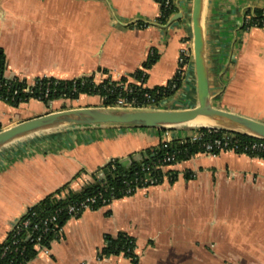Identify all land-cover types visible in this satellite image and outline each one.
Segmentation results:
<instances>
[{"label": "crops", "instance_id": "1", "mask_svg": "<svg viewBox=\"0 0 264 264\" xmlns=\"http://www.w3.org/2000/svg\"><path fill=\"white\" fill-rule=\"evenodd\" d=\"M182 17L161 23L157 0H0L4 76L119 80L138 69L144 87L167 85L192 44L193 0H172ZM205 31L214 105L264 122V27L243 28L248 9L264 0H205ZM154 62L144 67L152 56ZM129 82L138 83L129 76ZM193 63L161 108L197 104ZM103 106L98 95L0 99V130L50 111ZM186 128L76 126L30 135L0 148V243L25 211L69 183L80 190L112 158L126 159ZM167 169L177 172L98 209L68 219L59 239L28 264H134L121 253L98 258L107 234L136 240L137 264H264V157L223 150L199 152ZM186 173H192L190 178ZM102 176V174H100Z\"/></svg>", "mask_w": 264, "mask_h": 264}, {"label": "trees", "instance_id": "2", "mask_svg": "<svg viewBox=\"0 0 264 264\" xmlns=\"http://www.w3.org/2000/svg\"><path fill=\"white\" fill-rule=\"evenodd\" d=\"M157 1L161 5V14L158 20L161 23H166L173 12L176 11V7L173 2L167 6L166 0ZM242 27L245 29L264 27V7L248 9ZM154 60L155 56L153 55L144 63V67L150 66ZM4 69L5 59L4 55L0 53V99L15 106L28 101L30 98L48 102L58 98L76 99L81 94L98 95L102 99L103 106H113L121 94L128 101L135 100V106L137 107L160 108L163 99L171 96L181 88L185 73H178L165 86L147 88L143 86L147 78V74L143 69H138L119 80L108 77L101 83L95 81L94 75H88L73 79L39 77L34 84H29L26 80L17 78L9 79L4 76ZM129 76L141 83L129 82ZM173 85H175L174 88H172ZM125 86H127L126 89ZM46 88L50 90L48 95L44 93ZM186 129L189 131L194 130V128ZM200 131L204 134L197 140H192L187 135L174 137L169 142H161L153 148L142 151L140 158L135 157L133 154H130L126 159L112 158L93 173L92 180L82 189L72 190L69 188V183H66L46 195L25 211L14 223L5 240L0 243V264H28L39 252L35 247L38 237H40L39 243L49 248L53 240L60 238L62 233H59V228H63L68 219L82 214L72 216L68 212L70 202L97 195L98 201L92 205L91 209H98L110 204L115 199L131 195L137 189L150 185L149 181H145L147 178L149 180L154 178L155 184L162 183L165 177L173 182L177 178V172L173 169L166 170V167L187 160L199 152H205L204 143L222 138V133L228 130L200 128ZM228 132L232 137L226 150L238 146L236 152L241 153L245 146L257 141L255 137L243 133ZM213 152L218 154L221 150L214 148ZM248 154L255 156L258 154L264 157V152H250ZM167 157H171V160L167 161ZM192 176V173H186L187 178ZM52 217H55L54 221H50ZM46 220H48L47 231H45L44 225ZM36 225H38L37 228ZM31 238H33V241L30 240ZM135 247V238L127 233L107 234L105 245L98 254V258L123 253L130 257L134 264H137L138 257L135 253Z\"/></svg>", "mask_w": 264, "mask_h": 264}, {"label": "water", "instance_id": "3", "mask_svg": "<svg viewBox=\"0 0 264 264\" xmlns=\"http://www.w3.org/2000/svg\"><path fill=\"white\" fill-rule=\"evenodd\" d=\"M205 0H193L191 21L193 33V67L198 102L183 109L154 107L83 106L50 111L19 121L0 130V148L38 133L76 126L117 125L134 128L180 129L220 128L264 139V122L220 108L213 103L210 88L208 52L205 31ZM182 17L172 15L169 22ZM51 101H48L50 105ZM211 120L210 126L193 122Z\"/></svg>", "mask_w": 264, "mask_h": 264}, {"label": "built area", "instance_id": "4", "mask_svg": "<svg viewBox=\"0 0 264 264\" xmlns=\"http://www.w3.org/2000/svg\"><path fill=\"white\" fill-rule=\"evenodd\" d=\"M171 3H172V0H166L167 6L170 5ZM179 63H180V72H179L180 74L186 71V69L190 65V63H193V45L192 44L182 48L180 58H179ZM32 84H34V83H32ZM126 87L127 86H125V89H126ZM174 87H175V85L172 86V88H174ZM49 91H50L49 88H46L44 90L45 95H48ZM151 101H153V100H151ZM113 106L132 107V106H135V100L128 101L124 96H122L120 94L116 100V103ZM217 129L218 128H215V130H217ZM203 134L204 133L200 131V128H194V130L191 131L187 136H190V138L192 140H197V139L201 138ZM165 137H166L165 142H169L174 138L170 135L169 132H166ZM231 137H232V135L228 131L223 132L222 138L215 139L213 142L204 143L205 152L210 153V154H215L213 152L214 148H218L221 151L226 150L228 148V144H229V141L231 140ZM256 139H257V141L254 142L253 144L245 146L244 150L241 153H247L248 154L250 152H256V153L264 152V139H262V138H256ZM236 149H238V146L230 147L228 150H233L236 152ZM256 155L260 156L258 154H256ZM169 160H171V157H167V161H169ZM145 181H149V183H150V185L145 186V187L157 185L154 183V178H150V180H149V178H147V179H145ZM129 191H131V190L129 189ZM97 201H98L97 195L88 196L83 200L72 201L68 204V212L72 216H76V215L84 212L85 210L91 209L92 205H94ZM103 201H105V199H103ZM54 220H55V217H52L50 221H54ZM47 224H48V220L44 221L45 231L48 230ZM37 227H38V225H36V228ZM18 230H19V227H18ZM62 230H63V228L60 227L59 233H62ZM30 240L33 241V238H31ZM39 240H40V237H38L37 242H35V247L38 249V251H48L49 248L42 246L39 243ZM14 243H16V242H14Z\"/></svg>", "mask_w": 264, "mask_h": 264}, {"label": "bare ground", "instance_id": "5", "mask_svg": "<svg viewBox=\"0 0 264 264\" xmlns=\"http://www.w3.org/2000/svg\"><path fill=\"white\" fill-rule=\"evenodd\" d=\"M194 123V126H200V125H203V126H210V125H214L215 123L211 120H204V121H196V122H193Z\"/></svg>", "mask_w": 264, "mask_h": 264}, {"label": "rangeland", "instance_id": "6", "mask_svg": "<svg viewBox=\"0 0 264 264\" xmlns=\"http://www.w3.org/2000/svg\"><path fill=\"white\" fill-rule=\"evenodd\" d=\"M53 131H55V130H53Z\"/></svg>", "mask_w": 264, "mask_h": 264}]
</instances>
